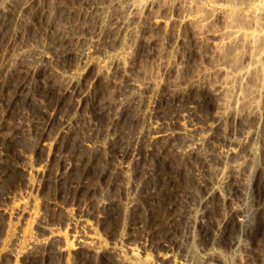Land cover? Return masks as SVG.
<instances>
[{
    "label": "rangeland",
    "instance_id": "rangeland-1",
    "mask_svg": "<svg viewBox=\"0 0 264 264\" xmlns=\"http://www.w3.org/2000/svg\"><path fill=\"white\" fill-rule=\"evenodd\" d=\"M14 1L0 8V131L6 136L21 133L34 118L76 113L75 100L62 95L60 72L80 68L78 37L99 25L89 11L93 0H31L24 11L28 0ZM112 30L104 29L102 42L110 55L128 40ZM179 30L157 27L153 34L162 43L141 45L140 66L127 74L156 78L162 62L186 50L182 89L169 86L170 76L154 88L160 120L148 102L129 99L126 76L105 68L110 59L96 54L98 79L82 82L89 99L85 118L60 137L56 158L48 156L52 140L40 145L37 130L0 144V264H206L203 256L212 252V264H264V57L256 75L258 115L249 121L252 138L241 134L239 120L229 121L228 132H212L207 127L222 102L206 73L227 58L195 45L191 28L182 30L187 41L177 42ZM46 47L60 57L56 65L45 63L38 76L19 68L30 63L33 50ZM22 87L28 97L19 96ZM119 100L125 108L116 106ZM53 121L51 136L60 120ZM224 133L243 146L220 151V141L210 137ZM191 138L200 140L198 150L191 149ZM124 159L128 175L117 168ZM238 162L240 170L232 173ZM130 196L137 207L132 212L126 210Z\"/></svg>",
    "mask_w": 264,
    "mask_h": 264
},
{
    "label": "bare ground",
    "instance_id": "bare-ground-1",
    "mask_svg": "<svg viewBox=\"0 0 264 264\" xmlns=\"http://www.w3.org/2000/svg\"><path fill=\"white\" fill-rule=\"evenodd\" d=\"M30 1L24 2L20 7V11H24L25 8L29 7ZM107 1L108 4H104V6H101L98 0H93L90 4L89 11L98 18L99 25L89 36H82L78 37L79 40L77 39L83 42V45L74 51V55L79 59L80 68L72 75L60 72L65 81L62 95L65 97L70 96L75 100L76 113L72 115L70 113L60 114L62 116L59 118L57 113H54L46 121L37 118L31 119L23 124L21 133L8 134L9 136L0 131V144L12 142V140L20 138V135L27 136L32 130H37L39 134L41 133L40 145H46L49 139L52 140L48 156L49 158H56L55 148L59 144L60 137L71 131L74 122L85 118L82 117L81 113L89 99L88 94L83 90L82 82L90 75L93 80L98 79L99 75L95 70L100 68L101 62H97L95 55L104 56L103 60L109 58L110 60L106 61L104 65L105 68H109L127 78V74L134 72L140 62L138 61L139 47L147 44L155 48L162 43V40L153 34L154 30L157 27L169 30L175 26L180 29L177 42H186L187 38L182 30L191 28L194 31L195 45L208 48L214 54L222 55L224 53L227 58L220 60L206 73L214 80L212 91L222 102V112L207 129L214 132L220 128L228 132L229 121L239 120L245 124L240 129L241 134L247 139L252 138L249 121L258 115L256 98L260 95V88L256 83V75L260 73L261 61L264 57V0ZM14 2V0H2L0 8L9 9L14 5ZM252 6L254 10H250ZM218 25L219 27H216ZM106 27L110 30L113 29L112 31L117 36L123 34L124 37H128L120 51L112 55L107 54L108 52L102 49ZM30 55V63L19 68L37 76L42 73V67L45 63L56 65L58 63L57 59H60L54 51L47 49V47L35 49ZM188 62L190 60L187 58L186 50H180L179 48L175 51L173 61L160 64L159 70L161 73H158L156 78L149 76L140 80L135 77H128L124 86L129 99L134 104L142 101L148 102L153 116L155 119L160 120L163 111L159 99L155 95L154 88L164 83L166 81L165 77L170 76L174 79L169 82V86L174 89H182V84L186 80L180 79L178 76L180 72L185 70L184 67ZM174 75L175 77H173ZM114 84L122 85L118 80H115ZM19 96L28 97L25 87L21 88ZM233 96L234 99H231ZM262 97H264V93ZM126 105L123 100L116 101V106H119V108H125ZM54 119H59L60 122L51 136V131L49 133L48 130L53 127ZM160 126L161 123H157L156 127L159 128ZM224 134L222 137L216 135L210 137L213 142L220 141L218 147L220 151H222L223 146H229V152L233 151L234 146H243V143L230 138L227 133ZM188 141L194 151L201 147V142L198 139L191 138ZM135 158H137V155H133V159ZM230 167L232 173H236L240 170V163L238 162ZM117 168L122 174L128 175L130 165L124 159L123 162L117 165ZM58 177L60 179L61 175ZM225 178L226 176L223 174L218 175L217 184L224 182ZM214 191L218 192V186L214 188ZM134 200L133 196L129 197L126 210L132 212L137 208ZM104 205L106 207L110 206L105 202ZM195 222L197 224L202 223V217L196 215ZM82 242L84 241L82 240ZM216 255L217 253L214 252L207 253L203 256L202 261L206 264H212L211 261Z\"/></svg>",
    "mask_w": 264,
    "mask_h": 264
}]
</instances>
